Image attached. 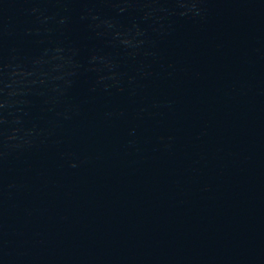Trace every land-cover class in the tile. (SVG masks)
<instances>
[{"label":"water","instance_id":"1","mask_svg":"<svg viewBox=\"0 0 264 264\" xmlns=\"http://www.w3.org/2000/svg\"><path fill=\"white\" fill-rule=\"evenodd\" d=\"M0 264H264V0H0Z\"/></svg>","mask_w":264,"mask_h":264}]
</instances>
